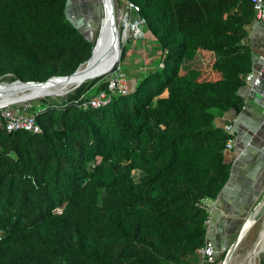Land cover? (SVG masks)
<instances>
[{
    "label": "trees",
    "instance_id": "obj_1",
    "mask_svg": "<svg viewBox=\"0 0 264 264\" xmlns=\"http://www.w3.org/2000/svg\"><path fill=\"white\" fill-rule=\"evenodd\" d=\"M122 1L161 52L133 91L79 106L109 92L116 65L29 108L38 134L8 132L0 111V264H194L205 246L203 202L217 199L232 166L217 120L242 111L253 71L252 1ZM68 2L0 0V82L44 83L90 60L99 21L85 37Z\"/></svg>",
    "mask_w": 264,
    "mask_h": 264
},
{
    "label": "crops",
    "instance_id": "obj_2",
    "mask_svg": "<svg viewBox=\"0 0 264 264\" xmlns=\"http://www.w3.org/2000/svg\"><path fill=\"white\" fill-rule=\"evenodd\" d=\"M247 31L245 43L253 55V72L263 71V83L255 92L248 85L242 88V111H231L217 120L224 128L233 125L235 142L225 153L232 164L229 180L217 199L206 201L210 215L207 240L216 248V261L234 244L264 197V22L255 20ZM260 259L259 264H264V252ZM194 264L208 263L199 256Z\"/></svg>",
    "mask_w": 264,
    "mask_h": 264
},
{
    "label": "rangeland",
    "instance_id": "obj_3",
    "mask_svg": "<svg viewBox=\"0 0 264 264\" xmlns=\"http://www.w3.org/2000/svg\"><path fill=\"white\" fill-rule=\"evenodd\" d=\"M116 1H117V22H118L117 27L120 33L121 46L122 49L123 47H127L128 53L126 60L123 61L122 63L119 61V63L117 64L118 65L117 71L110 74L113 71L112 70L108 73L110 75L107 78V80L110 82L114 81V85H112V88H114L113 89L114 92L112 93H116L118 92V90L133 91V89L136 87V84L140 76L150 71L151 69H154L157 60L161 55V52L156 44L155 38L152 36L150 32L146 30L145 25H142L143 27L141 29L143 34L142 38L136 39L132 36V32L129 31V28L139 19L136 16V14L129 13L130 5L124 3L122 0L119 1L116 0ZM88 5L91 8H89ZM87 9H89L88 13L86 12ZM92 10L95 14H93ZM100 10L101 9H99V13H98L97 0H93V2L91 0H69L67 7V14L70 20L79 28V30L84 34L85 37L92 38L94 37V32L92 29L97 24V20L100 22L101 19L103 18V15ZM209 67H210L209 65H202L199 68L200 69L202 68L201 70L207 72L209 71ZM206 74H210V73H206ZM211 77L214 78L213 76H208L207 78H211ZM89 95H90L89 97L91 96L94 97L96 96V93L92 91ZM66 96L67 95L62 96L60 98L42 97L35 100H30L27 102H21L12 105L22 106L24 108L29 109V108L39 107L41 105L40 103L41 99H45V100L50 99L51 101L60 102V99L65 98ZM12 105H8V106L6 105L5 107H9ZM263 226H264V213L262 214L260 220L253 226V228L245 236L242 242L239 245H237L235 249H233L232 257L235 254H239L241 256L252 251L255 247V243L257 241L258 235L262 230ZM230 248H232V246H230L227 249V252L229 251ZM260 260H261L260 257H257L255 264H259Z\"/></svg>",
    "mask_w": 264,
    "mask_h": 264
},
{
    "label": "bare ground",
    "instance_id": "obj_4",
    "mask_svg": "<svg viewBox=\"0 0 264 264\" xmlns=\"http://www.w3.org/2000/svg\"><path fill=\"white\" fill-rule=\"evenodd\" d=\"M98 13L101 9L103 18L99 22L102 36H105L107 32L111 33V20L114 17L115 25L117 26V1L116 0H97ZM126 24V23H125ZM119 42H120V56H117L116 51L110 47L108 42L106 47L104 46L94 57L93 62L95 66L108 65L110 68L109 72L119 63L122 54L121 38L119 29L117 27ZM86 66L82 67L84 70ZM108 72V73H109ZM107 73V74H108ZM83 75L72 79H57L50 81L49 83L41 86L37 85H22V84H1L0 85V108L4 109L7 105L17 104L21 102H27L42 97L60 98L65 96L77 85H83L91 79L83 81ZM58 100V99H57ZM13 106V105H12ZM4 107V108H2ZM264 213V201L256 211V215ZM260 243L254 247L252 251L245 255L235 254L231 255L230 260L226 264H255L258 255L264 252V232L262 233ZM250 249V248H249ZM241 251V250H240ZM244 253V252H243ZM260 257V256H259ZM232 258V259H231Z\"/></svg>",
    "mask_w": 264,
    "mask_h": 264
},
{
    "label": "built area",
    "instance_id": "obj_5",
    "mask_svg": "<svg viewBox=\"0 0 264 264\" xmlns=\"http://www.w3.org/2000/svg\"><path fill=\"white\" fill-rule=\"evenodd\" d=\"M255 12V20L264 22V0H251ZM129 13L133 14L134 11H138V8L133 4H129ZM138 21H136L130 28L129 31L132 32V36L136 39L142 38V25L145 24V21L138 17ZM162 67L163 65L160 64ZM263 71L258 73L251 72L245 77L246 84L249 86L251 91L255 92L259 87L262 86L263 80ZM114 85V81L110 82V86L108 88L109 92H101L100 94L84 99L82 103L79 104L81 107L85 108H100L106 104H108L111 100V96L109 93L114 92L112 88ZM117 90V89H116ZM115 90V91H116ZM131 91L126 90H118L119 94H128ZM112 93V94H116ZM1 116L3 118L4 127L8 132H29L32 134H38L41 132V127L37 123L36 117L33 113L28 111V108H24L22 106H9L4 109H1ZM226 133L230 136L227 142V150H232L234 146V137H233V125H227L225 127ZM205 200L203 202L204 207L207 209ZM209 220L207 221L208 226ZM227 248H225V251ZM199 255L202 259L208 264H214L216 262V248L211 241H206L205 246L199 251Z\"/></svg>",
    "mask_w": 264,
    "mask_h": 264
},
{
    "label": "water",
    "instance_id": "obj_6",
    "mask_svg": "<svg viewBox=\"0 0 264 264\" xmlns=\"http://www.w3.org/2000/svg\"><path fill=\"white\" fill-rule=\"evenodd\" d=\"M111 33L107 32V34H105V36H102V32L100 30V33L97 36L96 42H95V46L93 48L92 51V57L90 58V60L84 64H82L78 70L72 74L71 76H67V77H55L52 79H49L48 81L44 82V83H37V82H28V83H24L20 80L17 81H13V82H7V81H3L0 82L1 84H22V85H37V86H41V85H45L47 83H49L50 81L53 80H57V79H72L75 77L80 76L81 74L84 76L83 77V81L86 79H91L94 80L96 78H99L101 76L106 75L110 68L108 65H103V66H95V62H93V59L95 57V55L106 45H108L107 43L110 42V47L112 50L114 49L117 53V56H120V42H119V36H118V31H117V26L115 25V21H114V17H112L111 20ZM86 66V68L84 70H81L82 67ZM81 85H77L76 87H74L70 92H68L66 95H68L69 93L75 91L76 89H78ZM264 201V197L262 198V200L260 201V203L258 204V206L255 208V210L253 211L252 215L250 216L249 220L245 223V225L243 226L241 232L239 233L238 237L236 238V241L234 242V244L232 245V248L229 249V251L227 252V255L223 261L222 264H226L229 260L230 257L233 253V249L236 248L237 245H239L242 240L245 238V236L249 233V231L252 229V227L259 221V219L261 218V215H256V211L259 208V206L263 203ZM264 232V226L262 228V230L260 231L257 241L255 243V246H257L260 241H261V236L262 233ZM259 257V255H258Z\"/></svg>",
    "mask_w": 264,
    "mask_h": 264
}]
</instances>
